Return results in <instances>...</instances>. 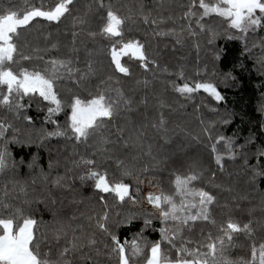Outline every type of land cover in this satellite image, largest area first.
<instances>
[{
  "label": "snow or ice",
  "instance_id": "1",
  "mask_svg": "<svg viewBox=\"0 0 264 264\" xmlns=\"http://www.w3.org/2000/svg\"><path fill=\"white\" fill-rule=\"evenodd\" d=\"M77 3L0 0V264H264V189L260 188L264 149L257 151L256 162L250 164L246 145L252 137L238 145L235 135L226 136L203 120L199 131L170 123L164 109L171 105L155 93V104L149 99L147 90L154 80L170 85L186 99L200 90L218 102L224 97L212 81L177 84L176 80H188L183 65L170 69L158 54L149 53L146 42L125 39L127 25L135 22L134 13L144 25L153 26L154 38L171 37L177 44L186 31L195 36L196 29L210 31L208 43L212 44L217 33L206 23L213 17L223 18L244 37L255 35L264 29V0H189L180 5L179 20L186 25L181 23L179 29L165 27L169 21L177 23L172 15H164L170 7L165 0H159L155 9L146 8L143 0L134 4L91 0L83 12ZM94 18L100 21L96 30ZM39 20L55 25L57 37L67 41L53 40L52 32L38 31L37 39L42 36L45 47L33 45L31 52L43 61L42 67L31 63L34 55L25 52L30 45L23 39V33ZM84 35L90 43L81 39ZM257 46L261 48L258 62L264 65V40L253 45ZM62 49L66 50L62 55L47 60L39 55L61 53ZM125 56L146 74L143 78H136L132 65L122 62ZM219 58L216 53L215 59ZM170 77L176 79H166ZM133 79L134 87L122 84ZM33 102L46 110L43 123L55 125L53 131H42L40 143L61 138L74 149L65 159L63 174L53 176L59 161H49L45 172L33 157L27 167L30 171L39 168V172L29 179L20 178L24 161L16 160L11 146L31 143L21 138L18 124L26 121L34 126L32 117L25 114ZM150 107L156 110L154 117L147 114ZM61 113L66 116L63 125L56 119ZM133 114L139 119H133ZM221 123L227 125L230 120ZM193 143L209 151L215 171L204 168L202 160L190 153ZM80 145L85 147L84 154L75 151ZM238 159L244 162L245 183L260 193L258 199L216 182L217 174L226 171V163ZM164 173L171 192L161 186ZM77 180L91 187L94 197L80 196ZM145 185L157 190L144 193ZM221 193L230 198L222 201ZM142 204L152 210H133ZM117 205L130 207L114 211ZM40 206L50 220L37 218ZM217 210L222 219L217 218ZM137 220L143 226L131 239L119 234ZM202 225L215 232H205ZM197 227L200 238L194 239ZM148 229L159 238L149 240ZM240 237L246 244H238ZM243 247L250 254L234 256Z\"/></svg>",
  "mask_w": 264,
  "mask_h": 264
},
{
  "label": "trees",
  "instance_id": "2",
  "mask_svg": "<svg viewBox=\"0 0 264 264\" xmlns=\"http://www.w3.org/2000/svg\"><path fill=\"white\" fill-rule=\"evenodd\" d=\"M18 3H23V0H17ZM34 3L39 4L41 0H33ZM46 3H52L53 0H45ZM108 2V0H105ZM113 4L120 3H135L136 0H111ZM146 8L155 9L159 0H143ZM189 0H165L167 10L164 15H172L177 23L173 25L169 21L165 27H176L179 29L181 23L186 25L185 21H180L179 17L182 15L183 9L180 7L182 4H187ZM91 3V0H78L77 9L79 12L86 11V5ZM157 13L154 10L153 16ZM134 21L129 22L126 27L125 39H140L142 42H146L149 48L150 54H158L157 58L162 64H167L170 69H175L176 65H183L185 69V75L188 77L187 81L176 80L177 84H183L188 82L190 85L195 82L212 81L218 86V91L224 97L222 101H216L213 97L209 96L203 90L193 93L191 99L179 96V94L173 92L170 85L162 83L160 80H154L150 88L147 90L150 101L155 104L153 93L160 99H163L167 104L171 105V108L164 109L166 117L173 125L175 123L187 124L192 129L199 131L203 125L200 124V120L205 122V125L215 124V128L220 133L226 136L236 137L238 145L245 144L249 137H252V142L246 145L248 160L250 164H254L255 154L258 150L264 149V65L258 62V58L261 56V48L259 46L253 47V45H259L264 40V29L258 30L255 35H248L244 37L242 33L237 32L234 29L228 27V23L223 18L213 17L208 18L206 27L217 33L216 39L212 44L208 43L211 38V32H200L196 29L197 34L191 36L184 33L182 42L177 44L175 39L171 37H153L151 35V25H144L142 18L134 13ZM100 21L94 18L93 29L96 30ZM35 27L29 29V31L23 33V39L29 42L30 47L25 48V52L33 54L31 52V46L39 45L41 48L45 47V42L42 36L37 39L38 31L40 33L52 32V39L57 38L65 40L63 36L57 37L58 31L55 25L49 24L47 21L39 20L34 21ZM195 28V25H193ZM65 25L59 26V31H63ZM228 36H234V39H228ZM86 43H90V38L86 35L81 37ZM65 42H67L65 40ZM97 42L101 43L100 38L97 37ZM247 44V49L245 45ZM66 50L62 49L61 53H39L47 60L51 55H62ZM219 53L220 58L215 59V54ZM34 59L32 64L43 66V61ZM122 62H127L132 65V71L136 78H143L146 74L136 66L135 61H130L128 57H122ZM26 65L29 62H24ZM107 64V59H105ZM213 71L216 75L213 76ZM199 73V75H197ZM230 74V75H228ZM148 79H152L150 74ZM234 77V79H233ZM166 79H176L170 77ZM122 84L126 88L134 87L135 80H123ZM27 100V98H25ZM183 105V107H181ZM172 109H175L173 111ZM215 109V111H213ZM26 115L32 117L34 126H29L26 121H21L18 127L21 129V138L24 140H31L30 144H26L21 147L20 145H12L11 150L17 161L23 159L24 164L20 169V178L29 179L31 175H35L39 172V168L35 171H30L27 167L33 157L37 158V163L45 172L49 171V161L54 164L56 161L60 162L57 169L54 170L53 176L56 172L63 174L64 163L66 157L73 152L72 145L61 138H51L40 143L42 131H53L55 125L44 124V117L46 110L41 111L36 103H32L30 108L26 109ZM147 114L150 117L156 115L154 108H149ZM58 122L63 125L66 121V116L61 113L57 117ZM133 119H139L136 114H133ZM223 119H229L230 123L225 125L221 123ZM75 151L84 154L85 147L83 145L77 146ZM192 155L198 156L206 169L211 171L216 170L214 160L211 158L210 153L202 145L193 143L192 148L189 150ZM246 177L244 175V162L242 159L236 161H228L226 163V171L224 173L217 174V183L224 184L226 186H233L240 193H250V198L258 199L260 193L252 192L248 185L245 183ZM205 186H207V173L205 178ZM79 195L88 198L94 197L93 189L88 185L81 186L80 182L76 181ZM165 191H173L172 185L169 183L168 174L164 173L162 177V185ZM260 188L264 189V184L260 185ZM155 189V188H154ZM157 190V189H155ZM222 201L230 198V194L221 193ZM67 203V201H65ZM86 204L88 201L86 199ZM147 205V204H146ZM149 206V205H147ZM144 204L137 206L139 211H151V207L147 208ZM130 207V206H128ZM128 207L121 208L117 205L114 211H127ZM37 218H42L45 221L51 219L50 214L43 210V206H40L38 210ZM217 218L222 219L223 216L217 210ZM155 225L159 227V222L156 221ZM143 226L142 220L134 222L133 226L129 228L120 229L119 234L121 236H127L131 239L134 232L138 231ZM205 232L214 229L209 225H202ZM146 237L149 240H157L159 235L157 232H153L148 229L145 232ZM194 239L200 238V227H197L193 234ZM238 244H246L244 237H240ZM247 247L238 248L234 252V256L249 255Z\"/></svg>",
  "mask_w": 264,
  "mask_h": 264
},
{
  "label": "rangeland",
  "instance_id": "3",
  "mask_svg": "<svg viewBox=\"0 0 264 264\" xmlns=\"http://www.w3.org/2000/svg\"><path fill=\"white\" fill-rule=\"evenodd\" d=\"M142 191L144 193L148 192V191H156L154 188H149L147 185H145L143 188H142ZM145 206H147L146 204H144ZM147 208H150L149 206H147Z\"/></svg>",
  "mask_w": 264,
  "mask_h": 264
}]
</instances>
